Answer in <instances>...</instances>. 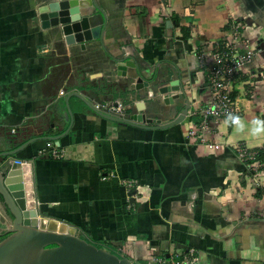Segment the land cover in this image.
<instances>
[{
    "label": "crops",
    "instance_id": "0c3cea01",
    "mask_svg": "<svg viewBox=\"0 0 264 264\" xmlns=\"http://www.w3.org/2000/svg\"><path fill=\"white\" fill-rule=\"evenodd\" d=\"M61 1L0 0V171L21 209L133 264L189 248L194 264H264V164L255 179L233 149L264 151V135L221 120L205 134L220 150L187 138L209 98L196 47L235 22L257 52L232 95L246 122L264 118V0H95L99 26L80 42L52 23L48 7ZM68 1L74 15L91 12ZM115 99L127 116L95 107ZM51 146L63 156L50 158ZM9 226L0 204V234Z\"/></svg>",
    "mask_w": 264,
    "mask_h": 264
},
{
    "label": "water",
    "instance_id": "95a60500",
    "mask_svg": "<svg viewBox=\"0 0 264 264\" xmlns=\"http://www.w3.org/2000/svg\"><path fill=\"white\" fill-rule=\"evenodd\" d=\"M74 4L73 1L64 0L50 4L48 8L52 23L62 26L66 40L80 42L89 39L92 28L99 26L95 18L89 15L96 10L101 13L103 11L95 0H82L78 4L90 6L91 12L74 15L72 13L79 10L78 7H71ZM71 15H74V18ZM142 86L136 84L135 88ZM188 108L187 101L180 116L174 120L175 123L184 119ZM144 116L134 114L131 118L138 121H156ZM0 204L10 218V226L0 234V264H133L128 258L119 256L105 247H99L75 233L38 225L35 212L23 211L8 190L3 170L0 171Z\"/></svg>",
    "mask_w": 264,
    "mask_h": 264
},
{
    "label": "built area",
    "instance_id": "2783aa9c",
    "mask_svg": "<svg viewBox=\"0 0 264 264\" xmlns=\"http://www.w3.org/2000/svg\"><path fill=\"white\" fill-rule=\"evenodd\" d=\"M230 32L231 35L226 36L220 43L202 44L196 47L198 66L204 74L209 98L204 105L193 110L194 115L197 113L198 120L187 131V138L204 142L207 147L215 151L220 150L221 144L213 138H205V134L212 128L213 123L225 120L227 113L239 115L240 108L232 91L238 73L245 65L253 62L257 52L254 41L246 34V26L235 22L230 26ZM254 85L251 84L246 89L245 95L253 94ZM60 93L63 94V91L61 90ZM95 107L120 117L127 116V103L118 99L97 103ZM233 149L237 158L249 164L255 179H259L264 161L258 157V151L250 150L242 143L233 145ZM48 155L50 158L59 159L63 156V150L59 146H51ZM118 183L131 191L135 190L138 184L136 179L130 177H121ZM197 257L196 250L189 248L185 253L174 252L168 257L159 255L153 260L154 264H194Z\"/></svg>",
    "mask_w": 264,
    "mask_h": 264
},
{
    "label": "clouds",
    "instance_id": "9594fccd",
    "mask_svg": "<svg viewBox=\"0 0 264 264\" xmlns=\"http://www.w3.org/2000/svg\"><path fill=\"white\" fill-rule=\"evenodd\" d=\"M225 123L235 128L237 133L244 134L247 129L252 137L264 135V118L257 117L250 122H246L238 114L229 112L226 114Z\"/></svg>",
    "mask_w": 264,
    "mask_h": 264
},
{
    "label": "trees",
    "instance_id": "16d2710c",
    "mask_svg": "<svg viewBox=\"0 0 264 264\" xmlns=\"http://www.w3.org/2000/svg\"><path fill=\"white\" fill-rule=\"evenodd\" d=\"M258 157L259 158H261V159H263L264 158V151H259L258 152ZM95 244V243H94ZM95 245H97V246H102L101 244H95ZM109 250H111L112 252H114V253H116V251L114 250V248L113 247H111V248H109ZM117 254V253H116Z\"/></svg>",
    "mask_w": 264,
    "mask_h": 264
},
{
    "label": "bare ground",
    "instance_id": "6f19581e",
    "mask_svg": "<svg viewBox=\"0 0 264 264\" xmlns=\"http://www.w3.org/2000/svg\"><path fill=\"white\" fill-rule=\"evenodd\" d=\"M12 175H13V174H10V177H13Z\"/></svg>",
    "mask_w": 264,
    "mask_h": 264
},
{
    "label": "rangeland",
    "instance_id": "374dc122",
    "mask_svg": "<svg viewBox=\"0 0 264 264\" xmlns=\"http://www.w3.org/2000/svg\"><path fill=\"white\" fill-rule=\"evenodd\" d=\"M103 247V246H102Z\"/></svg>",
    "mask_w": 264,
    "mask_h": 264
}]
</instances>
